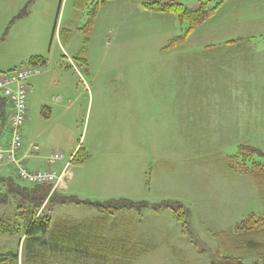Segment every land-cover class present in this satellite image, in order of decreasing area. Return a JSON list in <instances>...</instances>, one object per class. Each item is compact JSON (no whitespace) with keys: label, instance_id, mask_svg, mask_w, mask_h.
Segmentation results:
<instances>
[{"label":"rangeland","instance_id":"374dc122","mask_svg":"<svg viewBox=\"0 0 264 264\" xmlns=\"http://www.w3.org/2000/svg\"><path fill=\"white\" fill-rule=\"evenodd\" d=\"M165 1L199 8V0ZM26 2L0 0V74L33 56L47 59L29 80L21 136L39 147V157L25 159L26 165L60 169L83 148L90 157L70 163L65 176L75 175L72 189L80 198L172 199L191 210L193 233L170 209L111 215L106 229L113 234L122 229L124 238L152 244L118 264H212L227 251L224 232L251 213L264 217L260 185L228 165L241 144L264 153V0H226L174 47L188 24L138 1L104 5L87 36V13L74 0H36L1 42ZM84 46L86 63L76 59ZM9 138L5 127L3 141ZM53 153L64 158L50 166ZM257 160L264 163V157ZM7 171L0 174L13 173ZM14 209L0 205V218H12ZM57 210L73 218L98 213L75 204ZM19 241L17 234L0 233V252L18 249ZM233 253L246 264H261L259 251Z\"/></svg>","mask_w":264,"mask_h":264},{"label":"trees","instance_id":"16d2710c","mask_svg":"<svg viewBox=\"0 0 264 264\" xmlns=\"http://www.w3.org/2000/svg\"><path fill=\"white\" fill-rule=\"evenodd\" d=\"M111 1L117 0H74V7L87 13L88 20L82 28L87 36L92 31L100 9ZM129 1H138L148 11L173 14L188 24L186 34L174 38L171 42L170 47H174V45L181 43L198 25L212 16L226 0H199V8L196 10L176 1ZM35 2L36 0H27L22 10L10 21L1 42L17 20L30 15L31 7ZM88 41L87 38L85 43ZM86 54V46H84L76 59L86 63ZM28 63L34 66L45 65L47 59L43 56H33ZM12 108L13 103L0 93V127L2 129L8 126ZM8 130L10 131L9 128ZM10 140L9 138L3 141L2 136L0 141L6 151L10 149ZM20 149L17 156L25 162V157L19 154ZM89 157L90 155L83 148H80L72 156L70 163L81 164ZM261 157H264V153L260 148L241 144L239 152L228 157V165L235 173L254 177L260 185L261 191H264V163L257 160ZM0 163L11 165L14 169L12 174H0V205L11 203L15 206V214L12 218L6 215L0 218V233L20 236L18 249L0 252V264H56L59 259L67 261L70 257L73 261H80V264H118L121 259L133 260L146 253L150 245L136 243L130 236H128L129 239L124 238L125 235H120L122 229H115V234L110 229H106L107 220L110 216L117 215L122 210L131 209L142 212L150 208L155 212H160L164 209H170L185 231L193 233L191 210L180 201L168 199L152 203L123 197L105 201H91L86 198L82 199L78 195L63 193L55 187L56 183L24 184L18 179L16 169L11 163L7 161H0ZM28 169L30 168L28 167ZM48 204L90 206L101 213V218L94 220L95 228L92 225L87 226L85 223L80 226L82 228L80 229L76 221L69 219L53 220L50 215H46L44 210ZM78 232H83V235L79 237ZM222 237L228 239L226 246L225 239H223V246L227 251L223 250L225 254L213 260L212 264H246L242 257L233 252L249 250L259 251L261 264H264L263 216L251 213L248 217L236 222L231 231L224 232Z\"/></svg>","mask_w":264,"mask_h":264},{"label":"built area","instance_id":"2783aa9c","mask_svg":"<svg viewBox=\"0 0 264 264\" xmlns=\"http://www.w3.org/2000/svg\"><path fill=\"white\" fill-rule=\"evenodd\" d=\"M39 72L40 70L37 66L26 64L0 74V93L13 103L7 126L11 131L10 149L6 151L0 144V161L11 163L15 167L16 175L20 181L35 185L56 183L59 179L57 172L52 168L36 169L32 171L28 169L25 162L17 156L23 144L20 131L29 113L28 79ZM1 140L2 138L0 141ZM32 149L37 151L39 147L34 145ZM63 158V154L53 153L49 156L47 161L50 166H54L57 164L58 160Z\"/></svg>","mask_w":264,"mask_h":264},{"label":"crops","instance_id":"0c3cea01","mask_svg":"<svg viewBox=\"0 0 264 264\" xmlns=\"http://www.w3.org/2000/svg\"><path fill=\"white\" fill-rule=\"evenodd\" d=\"M4 129L5 128H3V130ZM19 154L21 156L25 157V159L30 160V159H33L34 157L36 158L38 156L37 154H39V152H38V150L35 151L34 149H32L31 145L29 143H26V141L23 140V145L21 146V149H20ZM73 155L74 154H72L70 156V159L68 161H66V162H64L62 164V166H61L60 169H54V171H56L57 174H58V176H59V179L56 182V188L59 189V190H61L65 194L67 192H71L69 194L78 195V193H76V191H74L72 189V183H73V180L75 178V175L71 174V172H70V175H68L67 177H65L66 176V173L68 171V167H69L70 162H71V158H72ZM49 156L47 158H49ZM39 168H42V167H38L36 169H39ZM7 169L8 170L11 169V170L14 171V169H13V167L11 165L0 163V172H3V171L8 172ZM36 169H32V170H36ZM68 177H70V182L69 183L67 182L69 180ZM58 206L59 205H50V204H48V205L45 206L44 213L46 215H50L53 220L69 219L71 221H76L78 228H80V226L84 225L85 223H86L87 226H89V225L91 226L92 225V227L95 228V226H94V220L101 218V213L100 212H98L97 215H95L93 217L73 218L71 216L65 215V213L63 211L57 210V207ZM62 206H65V205H62ZM122 211H120V212H122ZM98 222H99V220H98ZM105 222H106V220H105ZM125 223L127 224L126 221H125ZM99 227H97V228H99ZM80 229H82V228H80ZM82 235H83V232H81V233L78 232V236L79 237H81ZM134 242H136V243L138 242L141 245H152L150 242H148L146 240H142L141 238H139L138 241H134Z\"/></svg>","mask_w":264,"mask_h":264},{"label":"water","instance_id":"95a60500","mask_svg":"<svg viewBox=\"0 0 264 264\" xmlns=\"http://www.w3.org/2000/svg\"><path fill=\"white\" fill-rule=\"evenodd\" d=\"M2 134H3V129L0 128V139H1V137H2Z\"/></svg>","mask_w":264,"mask_h":264}]
</instances>
